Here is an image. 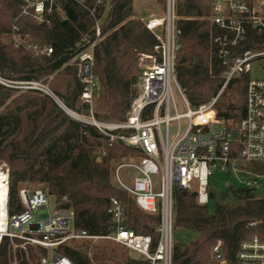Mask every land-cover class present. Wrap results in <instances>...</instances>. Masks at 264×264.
Here are the masks:
<instances>
[{
    "label": "trees",
    "instance_id": "trees-1",
    "mask_svg": "<svg viewBox=\"0 0 264 264\" xmlns=\"http://www.w3.org/2000/svg\"><path fill=\"white\" fill-rule=\"evenodd\" d=\"M137 0H58L43 23L24 14L21 0H0V78L11 82L48 85L71 112L122 124L127 121L137 94L140 68L135 49L150 53L157 40L135 9ZM163 11L166 0H155ZM258 1V0H253ZM264 2V0H261ZM209 0H176V27L181 31L177 55V79L193 108L210 103L225 81L228 67L246 50H264V33L248 28L227 64L218 57L216 38L221 30L209 19ZM101 37L94 47L93 74L98 83L93 106L82 101L86 83L79 76L77 56L93 43L96 24ZM21 45H16L13 37ZM45 47L51 54L42 53ZM248 74L232 79L218 97L215 110L230 131L245 115ZM127 135L126 130L109 132ZM241 144L234 143L237 157ZM139 150L120 137L112 139L97 127L76 120L49 95L38 90L21 91L0 83V164L10 173L9 212L24 208L19 196L25 183L44 185L57 209L73 210L75 226L92 236H107L116 229L108 210L112 198L124 209L123 226L159 241L160 216L139 208L135 199L117 186L113 177L123 159ZM246 181L213 194L210 205L200 206L195 191L174 188V248L172 264H240L238 251L244 240L264 239V196L255 181L264 182V162L235 160ZM232 176L231 172L229 174ZM223 244L221 258L214 253ZM5 238L0 264H40L46 251L28 246L14 250ZM109 240H72L59 252L75 264H150ZM125 249V250H124Z\"/></svg>",
    "mask_w": 264,
    "mask_h": 264
},
{
    "label": "built area",
    "instance_id": "built-area-1",
    "mask_svg": "<svg viewBox=\"0 0 264 264\" xmlns=\"http://www.w3.org/2000/svg\"><path fill=\"white\" fill-rule=\"evenodd\" d=\"M58 0H21L24 14H33L37 23H43L51 14ZM208 19L221 30L216 38L218 57L227 64L234 56L233 50L245 38L248 28L264 33V2L261 0H209ZM176 0H166L164 16H152L146 22L147 29L154 34L157 43L150 53L135 49L140 73L137 94L122 124H110L95 119L93 111L88 120L72 116L81 123L97 127L112 139H120L142 154L137 164L132 165L136 176L131 186H126L115 172V179L136 201L139 208L160 216L159 241L153 245L149 235H140L123 226L124 209L112 198L109 214L116 229L107 236H92L75 226L73 210L57 209L45 190L21 189L19 196L23 212L10 215L9 169L0 170L1 211L0 247L5 238L21 239L46 251L40 264H75L59 252V247L72 240H109L120 244L150 264H172L174 248V188L195 191L197 203H211L210 186L217 175L241 176L235 160L264 162V78H254L251 73L255 62L264 60V50H246L236 56L228 67L225 81L218 95L208 104L193 108L177 79V55L181 49L176 27ZM101 37L99 23L96 24V40L83 46L79 52V76L86 83L82 101L92 108L98 89L93 74L94 47ZM16 45H21L16 36ZM53 49L45 47L42 53L51 54ZM250 75L247 86L246 112L230 131L224 118L215 110L218 97L232 79ZM0 83L23 90H38L37 82H11L0 78ZM176 93L181 98L177 101ZM49 96H53L46 92ZM69 114V110L64 106ZM72 113V112H71ZM74 114V112H73ZM79 115V114H78ZM117 129L127 135L113 136L109 132ZM234 143L241 144L237 157L232 155ZM244 179V178H243ZM244 181H246L244 179ZM245 183V182H244ZM257 187L259 181H255ZM223 244L218 241L214 253L221 258ZM240 264H264V239L255 235L244 240L238 251Z\"/></svg>",
    "mask_w": 264,
    "mask_h": 264
},
{
    "label": "rangeland",
    "instance_id": "rangeland-1",
    "mask_svg": "<svg viewBox=\"0 0 264 264\" xmlns=\"http://www.w3.org/2000/svg\"><path fill=\"white\" fill-rule=\"evenodd\" d=\"M135 9L139 13L144 14L143 19L145 21L152 16H164V14H165V11H163L161 9V7L156 3L155 0H137L135 2ZM251 75L254 78H264V60H261V61L254 63L253 71H252ZM37 88L44 90L45 92L42 91L44 94H46V92H47V93L53 95L52 98L64 109L63 103L49 89L48 85L43 84V83H37ZM21 91H27V90L21 89ZM176 98H177V101H179L181 106H182L181 98H180L178 93H176ZM69 115L76 116V117L78 116L82 120H88L89 119L88 116L78 115L77 113L73 114V112L71 113V111H69ZM138 161H139V158L136 157L133 153H131L128 157L123 159V161H122L123 164L119 165L117 168V169H119L120 179L123 181V183L126 186H131L133 183V179L136 176V170L132 165L137 164ZM2 169H6L4 164H0V170H2ZM113 181L117 186L120 187L119 183L115 179V176L113 177ZM244 182L245 181L242 178V176L232 175L230 177H227V176H223L221 174H217L212 179V186L215 189V191L219 193V192L225 190L228 186H230L232 184H242ZM44 187L45 186L42 184L25 183L21 188L27 189L29 191H33V190H38V189L44 190ZM257 192H258V194L264 196V182L263 181L258 184ZM210 208H211V210L214 209V205L212 202H211ZM18 240H19V242H13L14 250H18V249L24 250L26 252V257L29 259V255H30L29 253L30 252L28 250V246H31L34 249V254L39 256L37 248H35L33 245L26 243L25 240H21V239H18ZM118 246L121 248H125L122 245H118ZM39 258H40V256H39ZM12 264H19V261L15 258L13 260ZM31 264H35V263H31Z\"/></svg>",
    "mask_w": 264,
    "mask_h": 264
},
{
    "label": "bare ground",
    "instance_id": "bare-ground-1",
    "mask_svg": "<svg viewBox=\"0 0 264 264\" xmlns=\"http://www.w3.org/2000/svg\"><path fill=\"white\" fill-rule=\"evenodd\" d=\"M1 178V176H0ZM0 187H2L1 183H0ZM1 206H2V202H1V189H0V211H1Z\"/></svg>",
    "mask_w": 264,
    "mask_h": 264
},
{
    "label": "water",
    "instance_id": "water-1",
    "mask_svg": "<svg viewBox=\"0 0 264 264\" xmlns=\"http://www.w3.org/2000/svg\"><path fill=\"white\" fill-rule=\"evenodd\" d=\"M210 196L212 197V196H213V194L211 193V194H210Z\"/></svg>",
    "mask_w": 264,
    "mask_h": 264
}]
</instances>
